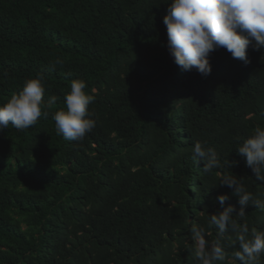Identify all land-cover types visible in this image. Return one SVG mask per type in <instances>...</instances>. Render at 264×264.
<instances>
[{
    "label": "trees",
    "instance_id": "1",
    "mask_svg": "<svg viewBox=\"0 0 264 264\" xmlns=\"http://www.w3.org/2000/svg\"><path fill=\"white\" fill-rule=\"evenodd\" d=\"M167 7L0 0V103L40 73L45 104L57 96L33 127L0 131V264H197L191 226L207 228L220 194L241 207L224 174L264 200L236 150L264 127V49L249 46L244 63L219 48L209 75L182 70L167 49ZM74 79L95 97L96 127L82 141L65 140L52 120ZM197 141L223 167L204 173ZM244 210L237 222L264 230V211ZM205 238L217 239L214 226ZM232 238L221 241L228 253Z\"/></svg>",
    "mask_w": 264,
    "mask_h": 264
},
{
    "label": "clouds",
    "instance_id": "2",
    "mask_svg": "<svg viewBox=\"0 0 264 264\" xmlns=\"http://www.w3.org/2000/svg\"><path fill=\"white\" fill-rule=\"evenodd\" d=\"M167 12L163 23L167 33V49L174 62L185 71L195 69L202 76L211 73L210 54L226 49L234 59L249 62L247 49H264V0H165ZM62 61L52 62L54 68ZM83 80L70 82V91L64 95L65 107L52 114L58 135L65 140L82 141L96 127L94 112L89 106L95 97L88 94ZM46 88L44 76L37 74L25 79L22 89L0 103V131L11 126L18 131L33 127L41 118H47L45 109L57 100L50 94L44 102ZM245 158L256 180L264 182V127L257 125L236 149ZM194 161H203V172L211 174L223 167L216 150L205 143L195 142L191 149ZM220 184L238 197L239 211L231 204L225 206L226 194L217 197L222 210L208 217L207 228L215 227L217 239L209 242L206 227L192 225L191 240L195 242L194 257L197 264H228L229 257L239 264H264V230L237 222L245 216V206L250 202L264 211V200L254 196L242 181L224 174ZM232 233L231 253L226 252L221 241Z\"/></svg>",
    "mask_w": 264,
    "mask_h": 264
}]
</instances>
